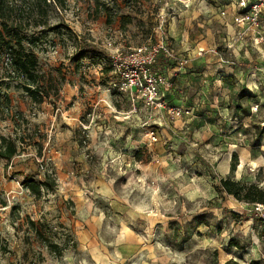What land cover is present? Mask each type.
Returning a JSON list of instances; mask_svg holds the SVG:
<instances>
[{
    "label": "rangeland",
    "instance_id": "374dc122",
    "mask_svg": "<svg viewBox=\"0 0 264 264\" xmlns=\"http://www.w3.org/2000/svg\"><path fill=\"white\" fill-rule=\"evenodd\" d=\"M66 2L58 30L27 33L42 104L0 65V138L18 151L0 160V264H264V208L219 186L264 190V24L242 31L233 0ZM158 42L185 61L155 69L181 117L113 88L114 58ZM45 177L35 199L23 184Z\"/></svg>",
    "mask_w": 264,
    "mask_h": 264
},
{
    "label": "trees",
    "instance_id": "16d2710c",
    "mask_svg": "<svg viewBox=\"0 0 264 264\" xmlns=\"http://www.w3.org/2000/svg\"><path fill=\"white\" fill-rule=\"evenodd\" d=\"M66 0H0V65L7 78L21 81V88L34 104H42L49 93L44 87L38 72V59L33 50L38 39L28 38L27 33L38 28L55 31L57 26L49 25V14L54 10H65ZM102 7H97L99 12ZM124 25L129 24L128 16L122 17ZM28 41L29 48L24 43ZM87 51H93L85 42H80ZM112 70V69H111ZM3 104L0 103V121H2V107L10 104L7 94H3ZM17 146L14 141L0 138V160L10 162L17 155ZM220 189L228 196L239 202L260 204L264 206V190L256 185H241L231 179H220ZM23 187L35 199L42 195V189L51 190L54 181L45 177L43 183L27 179ZM264 223V219H259ZM29 228L34 232L35 238L45 244L49 253L60 256L63 248L45 239L40 231L35 229L36 223L28 220ZM250 264H258L252 261Z\"/></svg>",
    "mask_w": 264,
    "mask_h": 264
},
{
    "label": "built area",
    "instance_id": "2783aa9c",
    "mask_svg": "<svg viewBox=\"0 0 264 264\" xmlns=\"http://www.w3.org/2000/svg\"><path fill=\"white\" fill-rule=\"evenodd\" d=\"M233 1L238 10L233 21L242 31L255 30L264 24V0ZM162 62L180 67L185 63L162 42L145 43L133 49L128 55L114 58L112 67L118 74L119 82L113 83V88L119 92L137 94L147 106H156L159 109L169 106L166 110L172 117L184 116L188 113L187 110L167 105L168 92L161 93L158 88L155 69ZM169 82L172 83L170 80ZM262 208L264 206L256 204V209Z\"/></svg>",
    "mask_w": 264,
    "mask_h": 264
}]
</instances>
